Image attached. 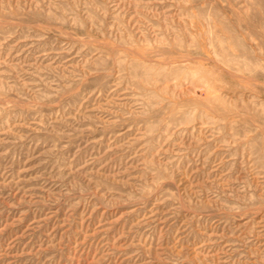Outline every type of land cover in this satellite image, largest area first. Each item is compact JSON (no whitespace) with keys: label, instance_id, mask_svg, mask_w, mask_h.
<instances>
[{"label":"rangeland","instance_id":"374dc122","mask_svg":"<svg viewBox=\"0 0 264 264\" xmlns=\"http://www.w3.org/2000/svg\"><path fill=\"white\" fill-rule=\"evenodd\" d=\"M0 264H264V0H0Z\"/></svg>","mask_w":264,"mask_h":264},{"label":"bare ground","instance_id":"6f19581e","mask_svg":"<svg viewBox=\"0 0 264 264\" xmlns=\"http://www.w3.org/2000/svg\"><path fill=\"white\" fill-rule=\"evenodd\" d=\"M205 85V84H204Z\"/></svg>","mask_w":264,"mask_h":264}]
</instances>
